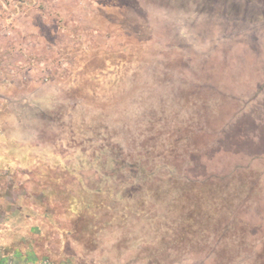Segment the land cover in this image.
<instances>
[{
    "label": "rangeland",
    "instance_id": "obj_1",
    "mask_svg": "<svg viewBox=\"0 0 264 264\" xmlns=\"http://www.w3.org/2000/svg\"><path fill=\"white\" fill-rule=\"evenodd\" d=\"M4 241L264 264V0H0Z\"/></svg>",
    "mask_w": 264,
    "mask_h": 264
},
{
    "label": "crops",
    "instance_id": "obj_2",
    "mask_svg": "<svg viewBox=\"0 0 264 264\" xmlns=\"http://www.w3.org/2000/svg\"><path fill=\"white\" fill-rule=\"evenodd\" d=\"M0 244H1V246H0V253H3V254H11L12 249H15V246H14V248H13V246L11 248H7V246H2V245H5L6 244L5 241L2 242V243H0ZM16 250H17V248H16ZM3 256H5V255H3Z\"/></svg>",
    "mask_w": 264,
    "mask_h": 264
},
{
    "label": "trees",
    "instance_id": "obj_3",
    "mask_svg": "<svg viewBox=\"0 0 264 264\" xmlns=\"http://www.w3.org/2000/svg\"><path fill=\"white\" fill-rule=\"evenodd\" d=\"M84 219V218H83ZM85 220V219H84Z\"/></svg>",
    "mask_w": 264,
    "mask_h": 264
}]
</instances>
